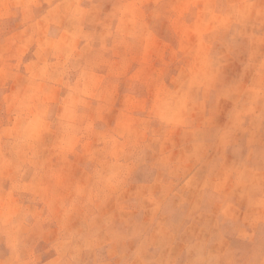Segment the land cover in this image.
Masks as SVG:
<instances>
[{"label":"clouds","instance_id":"obj_1","mask_svg":"<svg viewBox=\"0 0 264 264\" xmlns=\"http://www.w3.org/2000/svg\"><path fill=\"white\" fill-rule=\"evenodd\" d=\"M0 264H264V0H0Z\"/></svg>","mask_w":264,"mask_h":264}]
</instances>
